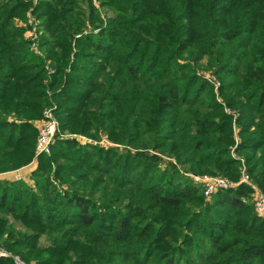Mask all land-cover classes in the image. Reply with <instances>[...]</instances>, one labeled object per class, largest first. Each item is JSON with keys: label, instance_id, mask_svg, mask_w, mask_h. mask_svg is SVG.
<instances>
[{"label": "trees", "instance_id": "1", "mask_svg": "<svg viewBox=\"0 0 264 264\" xmlns=\"http://www.w3.org/2000/svg\"><path fill=\"white\" fill-rule=\"evenodd\" d=\"M31 7L44 60L13 23ZM54 105L60 132L112 146L59 133L32 184L0 180L7 251L33 264H264L252 189L207 203L186 176L237 180L234 147L264 190V0H0V174L34 160L33 121Z\"/></svg>", "mask_w": 264, "mask_h": 264}, {"label": "rangeland", "instance_id": "2", "mask_svg": "<svg viewBox=\"0 0 264 264\" xmlns=\"http://www.w3.org/2000/svg\"><path fill=\"white\" fill-rule=\"evenodd\" d=\"M26 1V0H25ZM32 2V6H34L37 2V0H31ZM94 5H96V7H98V3L95 1L94 2ZM32 11V7L26 12V17H25V20H22L20 18H15L13 20V23H14V26L19 28V29H23V38L25 41L29 42V49L35 53L36 55L39 56L40 59H43L44 60V57H45V54H44V50L40 48L39 46V41H40V37H41V30H39V27L38 25H40L39 21L32 15L31 13ZM101 11V17L102 18H110L113 16L112 12L108 11V10H100ZM87 30H90L89 28ZM94 33L97 32V30L93 31ZM79 35H77L76 37H78ZM49 63V62H47ZM205 63V62H204ZM49 64H47L46 66H48ZM198 72L204 74L205 76L206 75H209L212 77V75L210 74V72L206 71V70H198ZM214 78V81L215 82H218L219 83V86H220V82L219 80L216 78V77H213ZM212 79V78H211ZM212 83V82H211ZM215 88V86L213 85L214 87V91L217 92L218 88ZM51 110V113L53 114V117L54 119L57 121L58 123V127H59V122L56 118V106H52V107H47L45 108L44 110ZM44 110L42 111V116L39 120H35L33 121V125L35 126L36 130H37V127H38V124L39 122L42 120L43 118V112ZM59 133H60V136H62L61 138H70V139H76L78 142L80 143H97V144H100V145H104L106 147H109V146H112L111 143H109L106 138H105V135L104 134H101V139L96 142V141H93L92 139H89L85 136H81V135H77V134H69L67 132H60V130H58ZM236 140L238 141V138L236 137ZM35 147H36V144H35ZM234 148V147H233ZM232 148V150L234 151V149ZM232 150H231V157L235 160H238L239 162V165H238V171H239V178L237 180H232L230 179L229 177H225L223 175H220V174H215V175H207L205 174L206 176H209V177H220V178H223V179H226L232 183H240V184H243L241 181L244 179L243 177L244 176H247L248 179H249V182L256 187V189H258L259 191H263L264 190H261L259 189L255 184H253L251 182V179L249 178V176L247 175L246 173V167H245V164H244V161H243V157L239 156L238 154L234 153V157H233V154H232ZM38 157V156H37ZM36 155H35V150H34V160H32V162L23 167V168H20L18 170H15V171H11V172H6V173H1L0 174V177L3 178V177H6V176H9V175H17V174H22V178H18L17 180H22V181H25L26 183H29V184H32L31 180H30V175L31 173L35 170L36 166H37V163H36ZM187 177L191 178L192 176H203V175H192V174H186ZM7 178V177H6ZM15 181V180H14ZM239 184V185H240ZM254 192V191H253ZM253 194V193H252ZM252 194H251V197H250V200H249V203L252 202ZM204 197V196H203ZM252 205V203H251ZM260 218V217H259ZM262 219V218H261ZM264 220V219H263ZM45 242V239H41V243H44ZM0 247L2 249H4L5 251H7L3 246L0 245ZM8 253L14 255V256H17L21 259L20 256L16 255V254H13L9 251H7ZM2 259H8L10 260L13 264V260L10 259V258H2ZM21 261H23L24 263L26 264H33V262H25L23 259H21Z\"/></svg>", "mask_w": 264, "mask_h": 264}, {"label": "built area", "instance_id": "3", "mask_svg": "<svg viewBox=\"0 0 264 264\" xmlns=\"http://www.w3.org/2000/svg\"><path fill=\"white\" fill-rule=\"evenodd\" d=\"M212 84L217 88L219 86L218 82L214 81L213 76H205ZM212 78V79H211ZM59 127L57 121L54 119L51 110H44L43 118L39 122L37 127V138H36V147L35 155H49L51 146L53 145L56 136L59 134ZM62 137V136H60ZM234 157V153L232 150ZM241 181L243 184L248 185L252 189V206L256 215L264 219V192L259 191L253 186L247 176L243 177ZM191 181L202 190V194L207 203L212 201L213 195L217 191L233 189L239 186L240 183H232L226 179L220 177H209L206 175L203 176H192ZM254 191V192H253ZM0 258H10L13 260L14 264H26L17 256H14L0 247Z\"/></svg>", "mask_w": 264, "mask_h": 264}, {"label": "crops", "instance_id": "4", "mask_svg": "<svg viewBox=\"0 0 264 264\" xmlns=\"http://www.w3.org/2000/svg\"><path fill=\"white\" fill-rule=\"evenodd\" d=\"M6 177H3V178L0 177V180L14 181V180H17L18 178H22L23 179L22 174L9 175V176H6Z\"/></svg>", "mask_w": 264, "mask_h": 264}]
</instances>
